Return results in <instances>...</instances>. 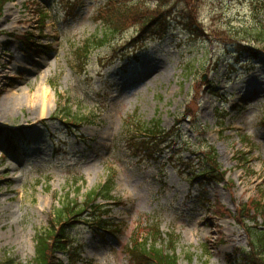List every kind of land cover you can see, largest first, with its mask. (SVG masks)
I'll return each mask as SVG.
<instances>
[{"label": "rangeland", "instance_id": "1", "mask_svg": "<svg viewBox=\"0 0 264 264\" xmlns=\"http://www.w3.org/2000/svg\"><path fill=\"white\" fill-rule=\"evenodd\" d=\"M158 2L0 6V32L8 33L0 36V63L10 59L0 72V264H30L37 235L59 223L54 211L85 201L110 170L115 200L102 202L110 231L88 225L91 211L73 218L77 255L56 260L138 264L131 242L157 221L178 237L179 264H244L247 224L264 193V0H164L173 21L146 25ZM121 7L123 30L108 38L100 18H115ZM97 40L104 44L78 63L75 49ZM107 58L112 64L101 69ZM14 93L24 102L7 113ZM65 107L97 120L66 122L57 116ZM137 117L159 120L169 141L132 132L127 123ZM207 164L215 177L194 179ZM221 227L233 241L222 240Z\"/></svg>", "mask_w": 264, "mask_h": 264}, {"label": "trees", "instance_id": "2", "mask_svg": "<svg viewBox=\"0 0 264 264\" xmlns=\"http://www.w3.org/2000/svg\"><path fill=\"white\" fill-rule=\"evenodd\" d=\"M8 1L10 0H0V6L6 4ZM158 1L159 5L157 6L156 14H150L149 16L151 17H147L148 19L143 21L146 25L149 23L156 24V26L163 25L167 20L172 21V18L175 17L170 14V7L166 5L168 2H164V0ZM127 14L128 13L124 11V7H121L117 9L115 18L105 15L100 18L103 26L108 32V34H106L107 37L120 33L123 30L122 18ZM47 17L48 15L46 13L42 14L41 21L43 24L47 20ZM190 25L192 26V23L189 22L185 27L188 28V30L196 31L190 27ZM260 36H263V33H261ZM97 44H102V41L97 40L96 43L89 42L83 49H76L77 60L80 61L87 58L88 53L93 47L97 46ZM251 53L256 54L257 52L251 50ZM61 115L63 118H66L67 121L76 118V120L80 122L92 123L87 116L81 115L74 117L73 112L69 109H67V111L65 109V112H61ZM127 127H129V124ZM132 127H134L132 132L140 130L143 135L153 138L157 144L164 143L169 137L161 127L160 122L157 121L146 122L141 119H136ZM210 170L209 167H205L198 175L206 174L213 176V171ZM114 186V175L111 174L103 186L89 193L84 203H78L77 200L67 201L62 208L56 209L54 219L59 223L55 225L52 223L48 231L37 235L36 255L30 264H55L54 261H56L55 259L58 253H69L72 250L71 246L74 244L73 241H71L72 237H70L71 221H73V218L84 216L88 210H91L95 214H92V217H96L94 222V225H97L96 228L103 226L107 222L104 216H106L110 210L105 208L104 205L97 203L96 200L99 196H103V199L106 200L114 198L112 195ZM255 205L254 212L256 213V217L251 218L249 225L247 224V226H249L247 230L250 236V249L248 251H243V255L240 258L244 264H264V193L261 200L256 201ZM259 218L262 219L261 224L258 221ZM92 219L93 218H91V220ZM250 224L253 225L251 226ZM104 227L105 226L102 228ZM107 232H109V230H107ZM68 240L71 243L70 246H66L67 244L65 242ZM178 241L179 239L175 234H168V237H164L160 231L159 224L156 222L151 225L144 234L135 238L128 250L131 258L135 259L138 264H179V258L176 253ZM56 264L64 263L57 260Z\"/></svg>", "mask_w": 264, "mask_h": 264}, {"label": "bare ground", "instance_id": "3", "mask_svg": "<svg viewBox=\"0 0 264 264\" xmlns=\"http://www.w3.org/2000/svg\"><path fill=\"white\" fill-rule=\"evenodd\" d=\"M0 33H2L3 35L4 34H8L7 32L5 33L4 31H1ZM1 43V42H0ZM104 60L106 59V58H103ZM111 60H112V58H107V60L106 61H104V62H102V65H101V69L102 68H107L108 66H110L111 64H112V62H111ZM10 61V59L8 60V62ZM7 62V63H8ZM6 62L3 64V63H0V72L2 71V69H3V67H6V64H7ZM119 68H121V67H119ZM122 69V68H121ZM148 72H146V73H144V74H142V75H140L138 78L140 79V78H142V77H144L146 74H147ZM43 85H46V80L43 82V84H42V94H41V98L39 99V101H38V108L41 106V107H43L44 106V104H45V101H43L45 98H46V96H47V91H46V88L43 86ZM26 95H27V98L28 99H30L31 97H30V94H29V92H27L26 93ZM20 102H24V95L23 94H21L20 96H18L17 94H11L10 96H9V98L6 100V104L4 105V108H5V110H6V112L8 113V112H12L13 111V109H14V107L15 106H17V105H19L20 104ZM2 107V106H1ZM1 107H0V110H1ZM11 165H10V163L8 162L6 165H5V167H6V169L8 170V171H12L13 169L10 167ZM220 234H221V238H222V240L225 242V239H226V237H227V241L229 242L230 240L231 241H233L234 239H233V234H226L225 233V229L224 228H220ZM224 235H225V237H224Z\"/></svg>", "mask_w": 264, "mask_h": 264}]
</instances>
